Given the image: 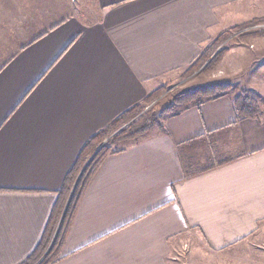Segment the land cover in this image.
Masks as SVG:
<instances>
[{"label": "crops", "instance_id": "1", "mask_svg": "<svg viewBox=\"0 0 264 264\" xmlns=\"http://www.w3.org/2000/svg\"><path fill=\"white\" fill-rule=\"evenodd\" d=\"M259 19L264 0H0V264L37 248L89 138ZM237 37L200 84L231 89L109 155L55 264H200L264 232V35Z\"/></svg>", "mask_w": 264, "mask_h": 264}, {"label": "trees", "instance_id": "2", "mask_svg": "<svg viewBox=\"0 0 264 264\" xmlns=\"http://www.w3.org/2000/svg\"><path fill=\"white\" fill-rule=\"evenodd\" d=\"M259 22H264V19L256 20L253 23ZM245 29H248L247 26H237L222 33L204 48L187 74H192L200 69L204 72L212 71L228 51V47L224 43L232 35L231 32ZM256 34L261 35L258 32H246L242 33L241 37L247 38ZM230 89L231 85L224 83L186 87L173 95L169 105L162 107L159 100L170 90V85L165 84L148 94L141 104L125 111L109 125L98 130L84 144L76 162L67 173L46 231L37 248L22 264H36L44 255L38 264H55L62 259L65 240L90 182L109 155L123 150V143L139 140L158 121L159 115L179 111L191 104L200 105ZM154 101L157 103L153 107L145 109L147 104ZM234 103L238 115L255 116L260 110L258 101L248 96L246 92L237 96Z\"/></svg>", "mask_w": 264, "mask_h": 264}, {"label": "rangeland", "instance_id": "3", "mask_svg": "<svg viewBox=\"0 0 264 264\" xmlns=\"http://www.w3.org/2000/svg\"><path fill=\"white\" fill-rule=\"evenodd\" d=\"M240 32H241V30L238 31V33H240ZM249 32H251V33L252 32L253 33L258 32L261 35H264V34H262V33H264V31L251 30ZM236 33L237 32L235 30L232 31L231 32L232 35H230V38L228 40H226V42L224 43L228 47V49L231 46V44L234 43L233 40L238 38L237 36H239V38H241V39H244L241 37L242 35H237ZM256 35H259V34H256ZM260 63H261V67L264 68V57L261 58ZM210 72H204V71H201V69H200L199 72L197 73L199 75V77L192 76L190 79L184 81L183 83H188V82L192 81L193 79H196L195 82H192L193 84L190 85V87L191 86L194 87V85L200 86V84L205 81L207 76H209ZM183 78H185V77H183ZM179 84H181V83L171 82L169 84L170 90H168V92L166 94L161 96V98L159 100L162 107L169 105L170 102L172 101L173 95L175 93H177L178 90L184 89L188 85L187 84L186 86L185 85L180 86ZM208 84H210V83H208ZM156 103L157 102L154 101V102L147 104L145 109L153 107ZM223 253H225L227 255L224 256ZM44 256L41 258V260L44 258ZM40 261L37 262L36 264L40 263ZM200 264H264V232L263 233L261 232L260 234H257L254 237H251L250 239H248L246 241L240 242L238 245L231 247L230 249H228L225 252H221L214 259H206L205 257H202L200 259Z\"/></svg>", "mask_w": 264, "mask_h": 264}, {"label": "built area", "instance_id": "4", "mask_svg": "<svg viewBox=\"0 0 264 264\" xmlns=\"http://www.w3.org/2000/svg\"><path fill=\"white\" fill-rule=\"evenodd\" d=\"M251 30H259V31H264V22H259L257 24H255L254 26L248 28V29H245L243 31H241L240 33H236L237 35H241L242 33H246V32H249ZM235 34V35H236ZM234 36V35H233Z\"/></svg>", "mask_w": 264, "mask_h": 264}]
</instances>
